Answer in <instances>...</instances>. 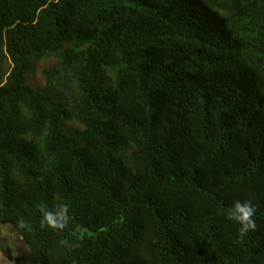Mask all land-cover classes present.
Returning a JSON list of instances; mask_svg holds the SVG:
<instances>
[{
	"label": "trees",
	"instance_id": "obj_1",
	"mask_svg": "<svg viewBox=\"0 0 264 264\" xmlns=\"http://www.w3.org/2000/svg\"><path fill=\"white\" fill-rule=\"evenodd\" d=\"M1 225L19 264H264V0H0Z\"/></svg>",
	"mask_w": 264,
	"mask_h": 264
},
{
	"label": "clouds",
	"instance_id": "obj_2",
	"mask_svg": "<svg viewBox=\"0 0 264 264\" xmlns=\"http://www.w3.org/2000/svg\"><path fill=\"white\" fill-rule=\"evenodd\" d=\"M35 211L40 214V228H48L57 232H63L71 225L74 233L84 231L82 225L73 223L74 217L70 215V205L67 203H57L54 207L49 208L44 203H37ZM257 212V207L253 205L251 200H236L232 205L224 210V214L229 221H233L239 225L238 234L241 240L250 232L257 229V224L253 217ZM17 227L22 230L31 231V225L23 218L17 221ZM78 246V245H75ZM72 244H66L69 251L75 247ZM0 264H15L14 260L0 255Z\"/></svg>",
	"mask_w": 264,
	"mask_h": 264
},
{
	"label": "rangeland",
	"instance_id": "obj_3",
	"mask_svg": "<svg viewBox=\"0 0 264 264\" xmlns=\"http://www.w3.org/2000/svg\"><path fill=\"white\" fill-rule=\"evenodd\" d=\"M35 80L39 84L42 83V80L40 78ZM25 252V244L22 242L18 234L14 232L8 225L0 226V255L7 257L9 260H14L15 264H19L17 260L21 259L22 255H24ZM20 264L31 263L20 262Z\"/></svg>",
	"mask_w": 264,
	"mask_h": 264
},
{
	"label": "crops",
	"instance_id": "obj_4",
	"mask_svg": "<svg viewBox=\"0 0 264 264\" xmlns=\"http://www.w3.org/2000/svg\"><path fill=\"white\" fill-rule=\"evenodd\" d=\"M2 226V225H1Z\"/></svg>",
	"mask_w": 264,
	"mask_h": 264
}]
</instances>
